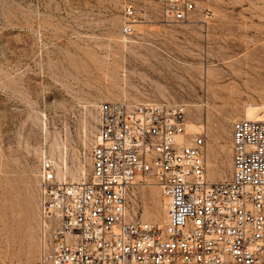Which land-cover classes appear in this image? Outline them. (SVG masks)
<instances>
[{"label":"rangeland","instance_id":"rangeland-1","mask_svg":"<svg viewBox=\"0 0 264 264\" xmlns=\"http://www.w3.org/2000/svg\"><path fill=\"white\" fill-rule=\"evenodd\" d=\"M124 1L0 0V264H42L40 161L88 177L101 104L184 106L185 138L206 139L210 182L232 175L234 122L264 118V0H200L179 24L134 0L132 38L121 33ZM129 203L134 218L167 222L154 180Z\"/></svg>","mask_w":264,"mask_h":264},{"label":"built area","instance_id":"built-area-1","mask_svg":"<svg viewBox=\"0 0 264 264\" xmlns=\"http://www.w3.org/2000/svg\"><path fill=\"white\" fill-rule=\"evenodd\" d=\"M166 23L186 22L200 0H154ZM122 35L138 23L124 1ZM185 107L99 106L91 174L59 177L48 156L38 173L42 264H264V120L233 124L232 175L210 182L207 142L187 140ZM152 179L167 207L164 225L134 218L129 197Z\"/></svg>","mask_w":264,"mask_h":264},{"label":"bare ground","instance_id":"bare-ground-1","mask_svg":"<svg viewBox=\"0 0 264 264\" xmlns=\"http://www.w3.org/2000/svg\"><path fill=\"white\" fill-rule=\"evenodd\" d=\"M249 110V109H248ZM254 111V109H252ZM250 112V111H249ZM252 112V111H251ZM246 119H249V120H264L263 116H259V115H255L254 113L253 114H250L249 116L246 115ZM81 171V170H80ZM82 173V172H81ZM75 175V174H74ZM73 175V176H74ZM76 178V177H75Z\"/></svg>","mask_w":264,"mask_h":264}]
</instances>
